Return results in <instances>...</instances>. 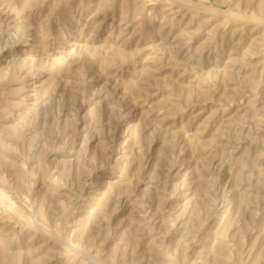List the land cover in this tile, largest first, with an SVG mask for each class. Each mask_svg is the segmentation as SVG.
Wrapping results in <instances>:
<instances>
[{
    "label": "rangeland",
    "instance_id": "obj_1",
    "mask_svg": "<svg viewBox=\"0 0 264 264\" xmlns=\"http://www.w3.org/2000/svg\"><path fill=\"white\" fill-rule=\"evenodd\" d=\"M0 264H264V0H0Z\"/></svg>",
    "mask_w": 264,
    "mask_h": 264
},
{
    "label": "bare ground",
    "instance_id": "obj_2",
    "mask_svg": "<svg viewBox=\"0 0 264 264\" xmlns=\"http://www.w3.org/2000/svg\"><path fill=\"white\" fill-rule=\"evenodd\" d=\"M2 245V242H1V240H0V246ZM1 251V250H0Z\"/></svg>",
    "mask_w": 264,
    "mask_h": 264
}]
</instances>
